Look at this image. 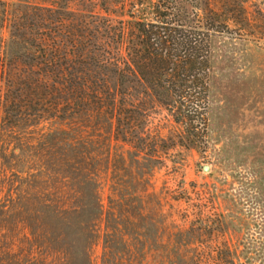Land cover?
Instances as JSON below:
<instances>
[{
  "label": "trees",
  "instance_id": "1",
  "mask_svg": "<svg viewBox=\"0 0 264 264\" xmlns=\"http://www.w3.org/2000/svg\"><path fill=\"white\" fill-rule=\"evenodd\" d=\"M80 1L0 0V264H92L98 241L101 264L141 251L252 264L226 245L186 251L221 219L160 239L148 188L169 149L207 134L216 34L257 45L263 33L212 0H109L99 12ZM154 105L177 125L167 137L150 126Z\"/></svg>",
  "mask_w": 264,
  "mask_h": 264
},
{
  "label": "rangeland",
  "instance_id": "2",
  "mask_svg": "<svg viewBox=\"0 0 264 264\" xmlns=\"http://www.w3.org/2000/svg\"><path fill=\"white\" fill-rule=\"evenodd\" d=\"M81 2L72 0L71 6L81 9ZM100 3L106 7L109 0H87L83 9L102 11ZM211 3L214 11L228 17L242 7L264 38V0ZM212 80L209 125L207 134L200 135L199 148L169 149L150 178L148 191L155 193L163 220L160 239L168 242L171 233L188 229L194 220H212V227L221 219V228L202 229L200 245L186 251L226 245L248 251L252 264H264V42L256 45L216 34ZM149 114L150 126L164 137L177 126L160 106L154 105ZM206 165L209 169L203 170ZM107 194L104 182L100 190L104 206ZM141 252L120 255L116 264H167L164 251ZM101 255L98 241L91 252L92 264H101Z\"/></svg>",
  "mask_w": 264,
  "mask_h": 264
},
{
  "label": "water",
  "instance_id": "3",
  "mask_svg": "<svg viewBox=\"0 0 264 264\" xmlns=\"http://www.w3.org/2000/svg\"><path fill=\"white\" fill-rule=\"evenodd\" d=\"M208 169L209 167L207 165L203 167V170H208Z\"/></svg>",
  "mask_w": 264,
  "mask_h": 264
}]
</instances>
